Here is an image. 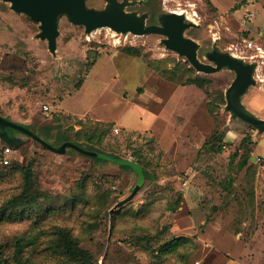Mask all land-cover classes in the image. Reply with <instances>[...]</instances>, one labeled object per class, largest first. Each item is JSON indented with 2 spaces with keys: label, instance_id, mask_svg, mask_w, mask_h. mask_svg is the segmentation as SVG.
Returning a JSON list of instances; mask_svg holds the SVG:
<instances>
[{
  "label": "rangeland",
  "instance_id": "1",
  "mask_svg": "<svg viewBox=\"0 0 264 264\" xmlns=\"http://www.w3.org/2000/svg\"><path fill=\"white\" fill-rule=\"evenodd\" d=\"M126 1L123 10L148 13L147 24L183 13L192 22L183 35L197 42L202 62L214 64L206 54L215 48L255 62L256 82L241 101L264 118V0ZM109 2L85 0V6L101 10ZM57 21L52 52L39 22L0 0V115L53 146L69 138L138 162L143 181L110 213L138 183L133 167L73 148L57 153L0 125V255L11 258L17 250L30 262L73 263L54 248L58 230L66 229L98 264H264V133L226 108L235 72L196 71L158 33L109 27L87 33L67 13ZM126 46L142 55L124 53ZM196 76L209 82L184 84ZM214 134L222 137L221 151L207 143ZM28 170L34 192L43 195L1 209L22 191ZM140 236L152 237V249ZM172 236L188 240L156 255Z\"/></svg>",
  "mask_w": 264,
  "mask_h": 264
},
{
  "label": "water",
  "instance_id": "2",
  "mask_svg": "<svg viewBox=\"0 0 264 264\" xmlns=\"http://www.w3.org/2000/svg\"><path fill=\"white\" fill-rule=\"evenodd\" d=\"M2 1L10 3V8L13 10L24 13L31 19L39 22V36L48 40V48L52 52L55 51V40L59 34L57 16L60 13L69 14L70 20L76 24L83 25L87 33L98 27H109L116 32L122 33L131 32L138 35L147 33L161 34L163 35L162 42L165 46L184 55L196 71L212 73L223 67L233 70L235 77L225 91L226 108L232 115L239 119L256 128L260 126V130L264 129V118H259L251 114L241 103V95L245 93L249 86L254 85L256 82L254 78L255 62H245L231 53L220 52L216 48L206 54V57L212 60L214 64L200 61L196 53L197 42L183 35L184 29L192 25V22L186 20L187 18L183 13L175 11L164 13L159 16V24L145 25L147 13L143 12L138 14L135 11L125 12L123 7L128 3L126 0L123 2L109 0L110 2L107 6L101 10L85 6V0ZM0 125L16 129L57 153H65L67 147H72L90 156H98L117 164H126L133 167L138 174V183L134 186L130 194L119 200L111 208L110 213L115 207L128 201L135 194L143 180L141 166L134 161L114 158L97 151L86 150L71 141H64L59 146H53L27 126L12 121L2 115H0Z\"/></svg>",
  "mask_w": 264,
  "mask_h": 264
},
{
  "label": "trees",
  "instance_id": "3",
  "mask_svg": "<svg viewBox=\"0 0 264 264\" xmlns=\"http://www.w3.org/2000/svg\"><path fill=\"white\" fill-rule=\"evenodd\" d=\"M122 51L128 55L131 56H141L142 52L139 48L134 46H126L122 48ZM208 79L203 77H188L184 84H194L198 87H204L208 83ZM251 125V124H250ZM252 126V125H251ZM91 135L89 134L85 136L87 140H91ZM245 141H249V137L243 138ZM69 140L78 146L82 147L79 143L76 141L70 140L69 138H64L63 141ZM214 140L216 142H214ZM222 137L216 136L215 134L212 135L210 138H208L207 142L210 145V148L213 151H221L222 150ZM49 143V142H48ZM62 143V141H61ZM60 143V144H61ZM51 144V143H50ZM59 144V145H60ZM58 145V146H59ZM10 146V145H9ZM72 148V147H67ZM66 148V149H67ZM86 150L95 151L92 147H82ZM74 149V148H73ZM76 150V149H75ZM78 151V150H77ZM94 159L97 160H108L105 158H101L98 156H91ZM139 164L138 162H136ZM117 164V163H116ZM140 165V164H139ZM120 167L124 168H131V166L126 164H118ZM141 166V165H140ZM142 172L145 171L144 167L141 166ZM138 176V174H137ZM143 181V180H142ZM142 183V182H141ZM43 195V192H34V184H33V176L29 172V170L26 172L24 176V186L22 191L18 194L7 200L3 207L1 209H11V208H17V207H24L26 205H29L31 203H35L38 198H40ZM179 200H177L178 204ZM116 213V211H115ZM57 238L54 241V248L58 250L59 252L65 254L69 260L73 261V263L70 264H98L96 259L93 257L91 252L83 247H81L78 243V241L71 236V234L66 229H59ZM146 237V238H144ZM140 236L139 238L146 239L143 246L145 249H152L151 247V238L149 236ZM188 240V236H172L170 239L166 240L163 243H160L156 248L155 251L156 255H165L168 252L173 251L178 245L184 244ZM19 246V244H17ZM154 252V253H155ZM0 264H41L38 262H30L26 259H22V257L19 255L18 251L16 250L14 255L9 258L7 256L0 255Z\"/></svg>",
  "mask_w": 264,
  "mask_h": 264
},
{
  "label": "built area",
  "instance_id": "4",
  "mask_svg": "<svg viewBox=\"0 0 264 264\" xmlns=\"http://www.w3.org/2000/svg\"><path fill=\"white\" fill-rule=\"evenodd\" d=\"M248 45H251V42H249ZM43 109L47 110L48 106L47 105H43ZM116 131H117V129H116ZM10 150H11V146H9V145H6V147L3 149L2 161L4 163H8V155L10 153Z\"/></svg>",
  "mask_w": 264,
  "mask_h": 264
},
{
  "label": "crops",
  "instance_id": "5",
  "mask_svg": "<svg viewBox=\"0 0 264 264\" xmlns=\"http://www.w3.org/2000/svg\"><path fill=\"white\" fill-rule=\"evenodd\" d=\"M246 92V91H245ZM241 103H242V101H241ZM252 114V113H251ZM254 115V114H253ZM259 118H261V117H259ZM28 127V126H27ZM28 128H30V127H28ZM32 130V129H31ZM258 130V129H257ZM33 131V130H32ZM262 132L264 133V129L262 130ZM36 133V132H35ZM37 134V133H36ZM38 135V134H37ZM39 136V135H38ZM42 138V137H41ZM46 138V137H45ZM66 141H69V140H66ZM62 142H64V141H62Z\"/></svg>",
  "mask_w": 264,
  "mask_h": 264
},
{
  "label": "flooded vegetation",
  "instance_id": "6",
  "mask_svg": "<svg viewBox=\"0 0 264 264\" xmlns=\"http://www.w3.org/2000/svg\"><path fill=\"white\" fill-rule=\"evenodd\" d=\"M147 17H148V13H147V16H146V18H145V25L154 24V23H149V24H147V23H146V19H147ZM158 24H159V23H158Z\"/></svg>",
  "mask_w": 264,
  "mask_h": 264
}]
</instances>
